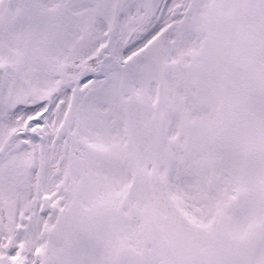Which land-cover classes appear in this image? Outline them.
Returning <instances> with one entry per match:
<instances>
[{
	"label": "snow or ice",
	"instance_id": "1",
	"mask_svg": "<svg viewBox=\"0 0 264 264\" xmlns=\"http://www.w3.org/2000/svg\"><path fill=\"white\" fill-rule=\"evenodd\" d=\"M0 264H264V0H0Z\"/></svg>",
	"mask_w": 264,
	"mask_h": 264
}]
</instances>
